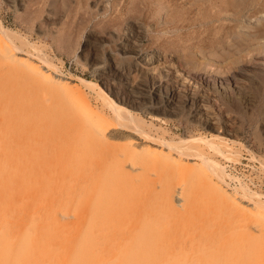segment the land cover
Returning <instances> with one entry per match:
<instances>
[{"label":"bare ground","instance_id":"obj_1","mask_svg":"<svg viewBox=\"0 0 264 264\" xmlns=\"http://www.w3.org/2000/svg\"><path fill=\"white\" fill-rule=\"evenodd\" d=\"M84 1L87 21L125 31L100 89L0 21V264H264V194L218 160L253 151L235 121L213 123L210 98L183 83L190 68L182 82L168 65L155 77L139 48L149 28L179 31L193 55L223 49L218 63L264 60V0ZM136 71L153 79L151 108L184 111L196 131L176 139L148 122Z\"/></svg>","mask_w":264,"mask_h":264},{"label":"rangeland","instance_id":"obj_2","mask_svg":"<svg viewBox=\"0 0 264 264\" xmlns=\"http://www.w3.org/2000/svg\"><path fill=\"white\" fill-rule=\"evenodd\" d=\"M19 2L22 3L20 6L18 5ZM111 2L113 0H104L105 5H109ZM85 6L87 5L84 0H14V2L12 0H0V21L15 35L27 37L33 42L35 47L53 62L62 75L66 77H71V75L84 77L91 80L96 85L95 88L100 89L103 87L100 84L99 73L103 70H108L110 66L109 61H111L108 57L112 56L115 57V60L120 61H122V58L125 60L119 49L121 38L125 31L124 26H121L120 29L119 27H113L110 30L102 28L100 23L102 18L99 17L93 22L87 21ZM177 33L179 34V31L146 29L145 40L142 42V45L139 44L142 56L144 55L140 59L146 58L144 60L146 64L144 65L143 63L142 70H152L155 71V74L153 72L155 77L158 75L160 77L159 73H161V77H165L167 76L165 66L168 65L173 70H178L182 74L179 73V78L178 72L177 74L175 73L177 79L182 82L188 76L183 75L184 71H187L188 68L191 69L189 70L192 72L188 73L189 71H187L189 77L183 83H186L188 87L195 88L196 86L197 91L201 93L205 92L210 98L211 103L209 107H206V112L212 118L215 117V120H212L214 121L213 123L218 122L220 119L222 121L220 120L219 122L222 125H225L227 120L235 121L236 126L239 127V134L235 138L248 145V149L254 153L240 154L239 162L223 158H219L218 160L223 165L226 163L228 168H231L230 170L234 173L236 172L235 174L238 176L241 174L240 176L254 190H260L259 192L264 194V90H262L260 83L257 82L259 79L256 76L258 70H261V67H257V63L261 66L262 62L264 64V60L260 58L261 56L256 51L249 53L248 56H246L247 54L245 53L247 51H245V53H240L239 56L235 55L238 59L232 57L229 60L218 63L213 60V56L216 57L214 54L217 51L219 53L223 52V49L215 48L212 51L206 49L207 51L204 50L205 52L201 50L202 53L196 51L193 55L194 50L192 47H187L189 42L180 43L182 46L185 44L186 47L182 48L180 46V41L176 37ZM192 35H194L192 31H189L187 34L188 37ZM203 53H206V55L202 56ZM151 56L152 60H148ZM240 56L243 57L242 60L239 59L241 58ZM252 58L253 60H250V65L245 67V63ZM128 60L130 59L128 58ZM147 62L149 63L147 64ZM187 62L190 63L188 64ZM199 63L202 64V68H194L196 67L195 64L198 66ZM159 68L161 71H159ZM139 74L141 73L136 71V73L133 72L128 75L130 83L138 89V95L142 100V107L138 108L140 110L137 111L142 112L143 117L157 128L169 131L174 137L178 136L176 139L180 135L184 136L185 133H191L188 130L196 131L194 124L187 122L188 119L184 111L172 115L168 111L151 108V102L154 101L153 79L150 76L141 77ZM177 79L173 78L170 84L176 82L172 85L179 86L180 82ZM71 83V85L75 84L74 81H71ZM105 89H108V87ZM86 91L92 96L95 95L91 88H87ZM182 96L183 91L178 92V98Z\"/></svg>","mask_w":264,"mask_h":264}]
</instances>
